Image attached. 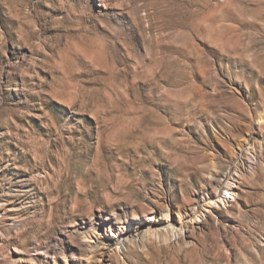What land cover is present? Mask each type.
<instances>
[{
  "label": "rangeland",
  "instance_id": "obj_1",
  "mask_svg": "<svg viewBox=\"0 0 264 264\" xmlns=\"http://www.w3.org/2000/svg\"><path fill=\"white\" fill-rule=\"evenodd\" d=\"M92 245L264 264V0H0V264Z\"/></svg>",
  "mask_w": 264,
  "mask_h": 264
},
{
  "label": "bare ground",
  "instance_id": "obj_2",
  "mask_svg": "<svg viewBox=\"0 0 264 264\" xmlns=\"http://www.w3.org/2000/svg\"><path fill=\"white\" fill-rule=\"evenodd\" d=\"M235 194H236V192L234 190V182L232 181L228 184L227 189H225L223 196H221L217 201H215V200L211 201L209 206H211V207H216L217 205L218 206L219 205L227 206L228 200L235 198ZM205 210L207 212L212 211L211 209H205ZM194 212H196V209H194ZM154 214H155V211L154 212L152 211L151 213L144 215V219L154 220V219H156V218H154ZM196 221H201V219L197 218ZM128 222H129L128 220H125V222L122 224L123 225L122 230H112L113 236H120L122 234L127 233L131 227L130 224H128ZM150 229H151V227L149 225V227L146 229V234L144 235L143 239L148 237V232L152 233V231ZM129 240L131 243H133L132 239L129 238ZM88 241L92 242L93 239L90 237V239ZM99 246L92 245V247H94L95 250H93L91 252L90 256H88L86 258V260L89 261V264H113L112 259H111V253L109 255H107L108 248L105 246L104 247L103 246L99 247ZM116 254L118 256V252Z\"/></svg>",
  "mask_w": 264,
  "mask_h": 264
}]
</instances>
